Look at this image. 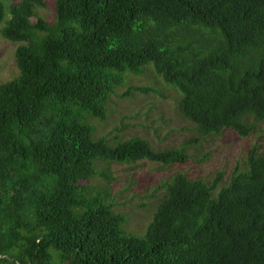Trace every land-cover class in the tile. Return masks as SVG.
I'll return each mask as SVG.
<instances>
[{"label": "trees", "instance_id": "16d2710c", "mask_svg": "<svg viewBox=\"0 0 264 264\" xmlns=\"http://www.w3.org/2000/svg\"><path fill=\"white\" fill-rule=\"evenodd\" d=\"M8 1L0 31L18 45L17 74L0 83V264H264L256 145L222 187L221 174L210 184L174 174L141 236L122 230L110 204L76 195L96 160L189 159L183 146L93 135L88 119H104L123 75L147 65L179 92L178 110L200 134L256 132L264 0H54L52 23L31 21L43 0Z\"/></svg>", "mask_w": 264, "mask_h": 264}, {"label": "rangeland", "instance_id": "374dc122", "mask_svg": "<svg viewBox=\"0 0 264 264\" xmlns=\"http://www.w3.org/2000/svg\"><path fill=\"white\" fill-rule=\"evenodd\" d=\"M43 1L44 6H34L33 23L38 17L47 23L53 22L54 0ZM3 25L0 23V30ZM17 45L0 31V83L17 74L14 57ZM123 77L122 84L115 87L106 102L105 118L88 119L94 126V137H104L110 143L141 137L155 149L183 146L189 159L171 165L148 160L131 163L96 160L94 171L77 182L76 195L110 204L114 212L123 217L122 230L141 236L165 196L163 185L174 174L182 172L209 184L221 174L218 188L228 184L236 168L246 167L247 153L253 145L258 146L259 151L264 149V120L257 123L256 132L246 137L230 129L219 135H202L179 112V92L156 74L151 65L145 66L140 74L127 73ZM136 86L148 90L126 93Z\"/></svg>", "mask_w": 264, "mask_h": 264}]
</instances>
